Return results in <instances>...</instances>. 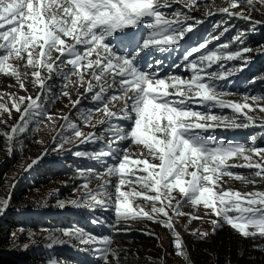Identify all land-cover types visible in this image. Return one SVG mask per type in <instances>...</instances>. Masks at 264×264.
<instances>
[{"label":"snow or ice","instance_id":"obj_1","mask_svg":"<svg viewBox=\"0 0 264 264\" xmlns=\"http://www.w3.org/2000/svg\"><path fill=\"white\" fill-rule=\"evenodd\" d=\"M179 2L180 0H0V74L14 77L19 82V87L24 89V76L27 74H22L15 62L26 60L24 66L33 69L30 73L33 83L39 86L41 94L50 95L52 86L48 81L53 74L65 82L69 75L77 74L82 83L84 73L81 69H95L93 80L96 83L89 81L86 93H92L91 100L102 105L106 120L101 119L98 123L106 124V127L99 136L94 133L83 134L80 126L72 122L68 115L63 117L65 125L62 127L74 131L77 138L83 137L81 143H96L104 139L105 132L111 133L108 144L115 143V150L77 151L75 155L97 161L102 157H112L114 162L107 165L106 174L108 177H116L117 183L112 184L110 179L104 180V173H97L92 169L81 170V178L89 180L95 176L102 182L95 189H90L88 183H84L83 200H72L70 204L88 208L99 206L113 211V228L122 220L140 218L164 224L172 230L173 246L178 250V255L191 264L184 241L175 231L169 215V209L180 214L182 204L202 205L211 210L216 216L212 221L213 233L228 225L244 238H264V191L242 193L221 187V180L225 175L255 184V179L234 175L229 170L233 167L254 169L255 171L249 172V176L264 178V147H257L254 138L251 146H248L244 142L217 140L212 135L203 134L216 127L246 128L255 122L244 111L251 107L250 104L223 99L226 93L219 89L217 82L233 75V71H224L223 64H220V70L209 71L221 61L240 59L247 63L244 53L251 49L231 51L225 43L215 50H207L210 41L190 46L181 53L185 62L183 67L191 73L190 79L180 76L159 78V69L152 68L153 63H161L154 59L156 54L171 55L182 46L181 41L195 27V24L187 22L195 19L190 12L197 10V0H189L184 5L186 11L173 8ZM257 3L264 7V0H230L228 7L217 11L248 21L251 30L255 32V26L264 25V21L252 17L253 12L264 15ZM240 5L245 6L248 11H230ZM169 8H173L172 18L164 11ZM141 27L148 31L140 32ZM245 35L247 33L240 32L235 39L242 42L241 38ZM54 53L58 55L54 57ZM94 53L96 59H91ZM194 54L198 55L194 57ZM145 56L149 57L147 71L139 67ZM45 70L48 73L46 77L42 76V71ZM109 75L112 76L111 81L107 79ZM117 83L119 88H114L113 85ZM109 88L114 93L111 96L107 95ZM116 93H122V96ZM62 94L67 95L66 92ZM121 98L125 100L123 108L119 111L110 110L109 103ZM250 98L256 102L264 100V97L256 95ZM244 99L248 100L249 97L245 96ZM40 101L41 95L33 98L30 95L17 97L11 94L12 107L20 113V118L13 125H7L5 121L9 130H0V137L6 138L7 151L13 150L14 140L22 144L21 134L29 131L33 117L47 114ZM194 102L208 104L209 111L193 110L191 105ZM80 104L81 99L78 98L73 103V108ZM217 106L243 114L248 123L241 124L236 119L211 114V109ZM261 110L264 111V108ZM93 111H101V108L80 110L83 124L91 123ZM0 112L10 115L11 109L6 103H0ZM114 120L117 122L114 123ZM119 121L126 123L121 124ZM261 123L264 124V121ZM66 139L68 138L61 137V147ZM129 139L146 149V156L142 153L132 154L127 148L119 147L120 142ZM249 153L261 159L253 160V155ZM236 157L242 158L245 163L230 164L229 161ZM36 163L37 160H33L27 168H32ZM126 185L132 190H122ZM137 185L143 190L137 191ZM110 187L115 189L114 193L108 191ZM177 191L181 194V199L173 204V193ZM139 197L151 203L150 211L134 207L133 199ZM9 203L8 199L0 198V214L6 211ZM59 206L64 207L65 202L60 201ZM161 215L165 219H160ZM61 236L68 239H62ZM199 236L203 239L206 234L200 233ZM47 239L50 243L45 247L49 249L70 243L73 239L81 245L90 246L103 264H109V255L119 256V250L112 247L110 236H97L81 228L62 229L60 235L49 233ZM27 248L28 245H24V249ZM257 250L264 251V246Z\"/></svg>","mask_w":264,"mask_h":264},{"label":"rangeland","instance_id":"obj_2","mask_svg":"<svg viewBox=\"0 0 264 264\" xmlns=\"http://www.w3.org/2000/svg\"><path fill=\"white\" fill-rule=\"evenodd\" d=\"M163 2V0H161ZM189 0H180L179 3L174 4L182 11H186L184 5ZM230 0H197L198 8L195 11H191L190 15L194 17V20H189L187 23L195 24V27L203 26L204 24H210L211 22L221 20V17L227 19L223 21V27L218 30L214 27H207L209 37L205 39L208 42L207 45L212 46L211 50H215L217 47L227 43L229 50L242 51L243 48L251 49L250 52L244 53L247 63L240 59L234 61H221L217 65H214L209 71L220 70V64L224 65L223 70L233 71V75L226 79L218 81V85L222 86L225 81L232 79L234 76L241 74L244 70L250 69L255 62L259 61V58L264 55V43H262V36H264V25H257L255 32L251 30L250 23L242 19H238L235 16L229 17L227 14L219 13L217 10L222 7H228ZM257 7L264 12V7L257 3ZM170 9V8H169ZM230 11L247 12L248 9L240 5L237 8H232ZM169 12V11H167ZM170 18V15L167 14ZM252 17L255 20L264 21V15H260L257 12L252 13ZM215 19V20H213ZM201 21V23H195ZM226 22V23H224ZM207 25V26H208ZM221 25V24H220ZM227 29V30H226ZM247 33L241 40H236L238 33ZM216 33V37L211 38ZM252 38H256L258 41H252ZM54 57L58 55L53 54ZM91 59H96L95 53ZM19 65L22 74L24 76L25 88L19 87V82L14 77L6 75L5 84H0V103H6L11 113L0 112V130H9L7 125H13L19 121L20 113L15 111L11 103V94L15 96H32L35 98L37 95H41V101L46 109V115L40 117H33L32 122L29 125V131L25 134H21L22 144L13 141L14 154L13 164L7 166L4 169L5 175L0 178V198L9 200V207L3 214H0V226L5 225L6 217L12 213L15 216L16 222L20 224V220H32V222L41 220L47 223L40 229L25 228L20 224L18 229L13 231L14 246L12 251H21L23 253L36 252L37 258L40 264H103L99 259V255L92 251L90 246L81 245L76 240H71L70 243L54 246L49 249L45 247L50 243L47 239L49 233L61 234L62 229H75L81 228L97 236H110L112 238V247L119 250V256L112 257L109 255V264H189V261L178 255V250L173 246L174 238L171 235V229H168L166 225L159 222H154L147 218L130 219L127 221H120L115 228L111 227L115 223L114 212L111 210H104L97 206L93 208L88 207H76L70 204L72 200L82 201L84 198L83 184L88 183L90 189H95L102 182L97 177L93 176L89 180H85L79 176L81 170L92 169L97 173H104V180H111L112 184L117 183L116 177H108L106 174V167L113 163L112 157H102L100 161L77 157L75 152L77 151H109L115 150L117 145L115 143L109 145L108 140L111 133L105 132L104 139L98 140L96 143H81L83 137L77 138L74 135V131L62 127L65 125L63 117L69 116V119L80 126V130L83 134L94 133L99 136L106 124L98 123L101 119L106 117L102 111V105L93 102L91 100L92 93H86L87 83L93 80L92 70L81 69L84 73V81H79L77 74L69 75L68 81L61 80L57 75L53 74L52 79L48 81L51 87V94H41V90L38 85L33 83V77L30 73L33 70L31 67H25V61L15 62ZM71 66H68L70 68ZM187 75L184 73L180 75L183 79H190L191 73L188 71ZM47 71H42V76H47ZM107 79L111 81L112 76H107ZM2 79H0L1 81ZM170 82V81H169ZM114 88H119L118 83L113 85ZM38 88V89H37ZM220 89V88H219ZM37 90V91H36ZM98 90V88L96 89ZM223 90L226 95L223 97L225 100H230L234 103H248L250 108L244 111L254 118V123L246 128H226L216 127V131L226 132V137L230 136V133L237 132L234 139L223 138L220 135L219 139L233 142H244L246 145L251 146L252 139L254 138L255 145L257 147H264L260 145L258 140L262 137L251 133L247 135L245 130H252L253 128L261 129V133H264V100L260 102L252 101L251 96L258 94L253 93L238 95L231 93L225 88ZM113 91L112 88L108 89ZM171 92L172 89H169ZM66 92L67 95L62 93ZM121 95L122 93H116ZM129 95H132L129 92ZM248 96L249 99L245 100L244 97ZM81 99V104L73 108V103L77 99ZM125 100L123 98L109 103V108L112 111H119L123 108ZM130 103V102H129ZM194 107L199 106L198 102L193 103ZM101 108V111L92 112L91 123L85 125L81 122L80 110ZM218 110H224L225 116L229 119H236L237 123H248L243 114L235 113L233 109L221 108L219 106L214 107ZM42 121V122H41ZM116 123L117 121H113ZM119 123H126L119 121ZM35 129V131H32ZM210 130V129H209ZM244 131V132H243ZM207 132V131H206ZM245 136V137H244ZM61 137H67L68 139L63 141V146H60ZM232 137V136H231ZM119 147L127 148L132 154L142 153L146 156V149L142 146L132 142L131 139L119 143ZM10 153V152H9ZM68 154L73 157L76 165L67 164L65 161H57L60 156ZM253 160H260V157H256L254 154ZM5 153L2 158L5 157ZM57 158V159H56ZM135 158V156H133ZM4 159H0V168L3 165ZM33 160H37V163L32 168L28 169L27 166L32 163ZM230 164L238 165L243 164L245 161L240 158H232L229 161ZM27 169V170H26ZM54 169L57 171L54 172ZM235 174L248 176V179H255V184L245 183L241 180H236L233 177L227 175L222 177L221 187L224 190H238L243 192L252 191H264V178L249 176L250 171L244 168L233 167L229 169ZM52 171L54 172L51 175ZM45 176V178H44ZM45 179V180H43ZM36 180V181H35ZM122 190L131 191V187L123 186ZM137 191H142L140 186H136ZM108 191H115L114 188H109ZM152 194V193H149ZM175 200L181 199V194L177 192L173 193ZM18 198V202L14 200ZM64 201L65 206L60 207L59 202ZM134 207H143L145 211H150L151 203L145 201L143 197L133 199ZM159 206V205H158ZM76 213V215H75ZM74 214V215H73ZM79 215V217H77ZM169 215L172 217V223L175 231L179 234V237L184 241L185 250L189 253V260L191 264H216L217 255L216 252L220 245V241L227 233L231 226L225 225L213 233V223L216 219L214 213L211 210L205 209L201 206H193L191 203L182 204L180 214H176L172 209H169ZM192 217H198L193 219ZM160 219H165L162 215ZM84 222V223H82ZM90 225V228L87 225ZM233 229V228H232ZM224 231V232H223ZM237 231V230H236ZM238 232V231H237ZM147 233H154V235H148ZM197 233V235H193ZM205 233L206 236L201 239L199 234ZM239 233V232H238ZM240 234V233H239ZM62 239L67 240V237L61 236ZM188 238L193 240L192 242H198V245L207 254V259L201 262L195 258L191 249L189 248ZM224 243V242H222ZM24 245H28L25 250ZM221 244V248H222ZM220 250V249H219ZM219 252V251H218ZM217 252V253H218ZM201 256L202 253L198 252ZM131 261V262H130ZM37 262V264H39ZM81 262V263H80Z\"/></svg>","mask_w":264,"mask_h":264},{"label":"trees","instance_id":"obj_3","mask_svg":"<svg viewBox=\"0 0 264 264\" xmlns=\"http://www.w3.org/2000/svg\"><path fill=\"white\" fill-rule=\"evenodd\" d=\"M220 19L221 20L211 22L209 25L207 24L208 26L204 25L202 28H200L198 33H203L206 37H209V33L207 32V27H211V26L214 27V25H216L215 29L218 30L219 28L223 27L222 23L227 18L221 17ZM216 36H217L216 33H214L213 36H211V38H214ZM252 41H256L257 43L258 40L256 38H252ZM262 43H264V36H262ZM237 76H235L234 81H232L230 84L228 83V81H226L225 83L226 87H228L231 93L234 92L238 95H242V94L252 95L253 93H255L258 94L260 97H264V55H262L259 58V61L255 62L252 65V67H250V69L244 70V72H242ZM0 79H2L0 81V84L4 85L5 84L4 82L6 80V75L0 74ZM235 81H237L238 83L241 82L243 83V87L241 88L242 90L236 89L238 87L235 86ZM196 111H201V110L197 109ZM208 111H209V106L207 107L206 110L201 112H208ZM211 114L217 116H225L226 113L224 110H218L216 108H212ZM208 131H210V133H213L216 130L210 129ZM245 133L247 135L254 133L255 135L261 136L262 138L258 140V143L260 145H264V133H261V129L253 128L252 130H248V131L245 130ZM4 153L6 155L5 157L2 158V155ZM14 157L15 156L14 154H12V151L10 153L9 151H7L6 138L0 137V159L6 158L3 165L0 168V178H2L5 175L4 169H6L7 166L13 164ZM73 160H74L73 157L69 156L68 154L60 156L59 159H57V161H63V162L65 161L67 164L76 165L77 163L76 162L74 163ZM55 171H57V169H54V172ZM54 172L52 171L51 175H53ZM18 198L19 197L14 196V200L16 202H18ZM77 217H79V215H77ZM16 220L18 219H16L15 216L12 215V213H10L6 217L5 225L0 226V264H37L39 260L36 254L38 253L36 252L23 253L21 251L11 250L12 247L14 246V241H12L13 231H15V229H18L20 227V224L24 225L25 228L40 229L47 222L46 220L45 221L38 220L35 222H32V220H28V221L20 220V224H19L18 222H16ZM223 235L224 236L222 237V240L220 241V245L217 250V252L218 251L219 252L218 253L216 252L217 255L216 264H264V251L257 250L261 246H264V238L259 236H257L256 238H244L242 234H239L236 230L232 228L229 229V231L227 233H224ZM188 239L189 240L187 242L189 244V248L191 249V253H193L195 258L198 259L199 262H201L204 259H207V254L202 250V248L199 247L198 242H192L193 240H191V238ZM221 244L223 245L222 248H221ZM198 252L202 253V255L200 256ZM40 263L41 262H39V264Z\"/></svg>","mask_w":264,"mask_h":264},{"label":"bare ground","instance_id":"obj_4","mask_svg":"<svg viewBox=\"0 0 264 264\" xmlns=\"http://www.w3.org/2000/svg\"><path fill=\"white\" fill-rule=\"evenodd\" d=\"M131 262V261H130Z\"/></svg>","mask_w":264,"mask_h":264}]
</instances>
